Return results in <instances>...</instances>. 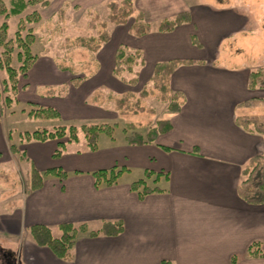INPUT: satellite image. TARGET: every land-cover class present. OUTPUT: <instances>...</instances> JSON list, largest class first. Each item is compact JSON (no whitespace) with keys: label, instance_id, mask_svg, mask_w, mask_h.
I'll list each match as a JSON object with an SVG mask.
<instances>
[{"label":"crops","instance_id":"crops-1","mask_svg":"<svg viewBox=\"0 0 264 264\" xmlns=\"http://www.w3.org/2000/svg\"><path fill=\"white\" fill-rule=\"evenodd\" d=\"M104 1L81 0V5L88 9ZM248 2L135 0L150 33L134 36V18L125 25L109 24L111 39L94 54L97 66L91 75L62 70L52 54L38 55L21 79L18 102L52 107L78 127L116 120L112 114L117 110L98 92L120 96L140 83L145 87L159 63H196L182 64L172 74L171 89L181 91L185 103L168 114L172 128L152 142L129 143V131L115 122L113 136L103 142L101 134L97 150L87 146L81 132L80 141L66 142L59 157L54 154L63 139L21 143L19 138L28 158H20L27 175L34 166L41 172L62 168L68 176L45 175L36 190L27 185L20 204L9 201L12 210L0 219L4 230L17 236L34 225L52 232L67 223L88 227L77 235L69 260L32 239H12L22 244L27 264H264V254L249 251L253 243L264 251V204L247 203L238 193L243 166L264 151L263 136L237 124L238 117L256 114L251 100L263 97L264 90L249 88L251 72L264 68V20L260 7ZM182 12H189L190 22L169 32L158 30L163 20ZM121 46L143 54L144 64L135 68L136 85L115 74ZM137 123L142 124L139 131H148H143V121ZM119 129L122 135L116 137ZM9 132L0 120V163L11 157ZM112 168L125 169L117 183L98 184L93 172ZM148 170L162 173L158 185L164 190L141 198L131 184ZM107 222H119L123 230L90 234Z\"/></svg>","mask_w":264,"mask_h":264},{"label":"trees","instance_id":"trees-1","mask_svg":"<svg viewBox=\"0 0 264 264\" xmlns=\"http://www.w3.org/2000/svg\"><path fill=\"white\" fill-rule=\"evenodd\" d=\"M51 0H9L8 5L5 0H0V15L4 17V21L0 23V69L5 71L6 76L3 79V91L7 93L5 99L9 105L18 102L17 95L19 93V84L21 78L26 76L31 69L38 54H35L33 45L36 41V33L33 27H29L30 23H38L42 19L41 10L49 6ZM109 9L108 21H102L98 12L92 8L87 9L86 15L88 19V27L92 33L88 35L66 36L64 43L61 45L65 49L62 56L53 55L57 65L62 70H69L72 73H84L91 75L96 70L97 60L93 57L98 53L102 46L109 42L111 34L109 32V23L115 25H125L131 18L134 23L131 26V33L140 38L151 31V25L146 21L145 15L135 6V0H110L107 4ZM30 8H34L32 12L22 17L18 23V29L13 36L9 33L10 18L24 14ZM65 10H59V16L64 19ZM191 21L189 12L179 13L176 17L163 20L158 30L161 32H169L177 26ZM192 40L195 44L200 45L196 36L193 35ZM75 48L86 50L92 54L88 59L83 61L74 60L72 53ZM15 57L20 62V66L14 65ZM194 60H173L169 62L159 63L156 68L152 81L141 91L139 95L134 92H127L120 96H106L98 92V97L104 98V103L113 104L117 112L121 115L139 114L143 112H152V108L146 107L143 102L151 90H154L156 97L162 102H168L167 111L169 114L177 113L181 110L185 103L184 95L181 91H173L170 81L174 71L182 64H194ZM143 54L137 50L129 52L125 46H121L117 52V60L115 74L121 77L126 83L136 85L138 76L136 72L137 65H143ZM126 73H132L134 76L129 78ZM75 84L79 83V79H75ZM250 89H264V68L253 70L249 79ZM255 99H252L253 102ZM250 102V101H249ZM247 102L246 104H250ZM32 110L29 111L30 116L42 118L60 117L59 112L52 107L38 106L29 103ZM237 124L250 133H258L264 138V119L260 120L256 115H246L237 118ZM148 131L143 133L139 131L142 124L136 122H128L126 124L127 141L131 144H143L145 142L154 141L159 134L168 132L171 128L169 118L159 119L155 123H148ZM115 125L110 123H88L78 127L76 125H60L55 129H38L35 131H24L20 133V142H31L33 140L46 141L49 139H63L67 137L68 141H61L59 148L55 152V156L62 155L66 142H79L80 133L83 132L87 146L91 150L98 149L99 138L101 134L106 133L113 136ZM11 151L19 154L20 158L28 159L25 150L19 144L12 143ZM125 169L112 168L110 170L101 169L93 172L97 183L105 182L108 185L117 183ZM52 175L64 180L68 173L62 168H50L41 172L32 166L28 178L27 185L31 190L39 189L43 186L44 176ZM155 176L153 184L149 183V179ZM162 173L146 171L145 177L134 181L131 188L136 191L141 198L155 192H162L164 189L158 185ZM168 176V175H167ZM238 193L240 197L247 203L260 205L264 204V151L251 158L242 168V179L239 185ZM30 232L35 242L40 246L49 247L55 255L64 260L72 257V251L75 246L77 235L80 232H87L86 224L75 227L72 223L61 225L62 234L59 237L54 236L52 230L45 225H34L30 227ZM123 230V224L119 222H107L101 229L91 231L92 236L98 234L117 235ZM250 253L259 255L264 254L259 249L258 243H253L249 248Z\"/></svg>","mask_w":264,"mask_h":264},{"label":"rangeland","instance_id":"rangeland-1","mask_svg":"<svg viewBox=\"0 0 264 264\" xmlns=\"http://www.w3.org/2000/svg\"><path fill=\"white\" fill-rule=\"evenodd\" d=\"M110 0H105L96 5H92L90 8L99 13L102 21H108V2ZM190 3L195 2H204L211 3L213 5H226V4H246L248 3L255 8L260 7L262 10L261 15H263L264 20V0H189ZM5 2L9 4V0H5ZM136 6V4H135ZM65 10L64 19H61L59 16V10ZM89 9V8H88ZM34 8H30L24 14L20 16H15L10 18V28L9 33L11 36L14 35L16 30L18 29V23L20 19L30 12H32ZM42 14V19L40 22L30 23L29 27H33L36 33V41L33 45V49L35 54H52L62 56L65 53V49L62 48V44L64 43V39L66 36H74V35H88L92 33V30L88 27V17L86 15L87 8L84 4L81 5V0H51L49 6L40 9ZM140 11V10H139ZM132 19H130L131 21ZM4 21V17L0 15V23ZM111 24V23H109ZM263 31H264V21L262 22ZM264 39V36H263ZM2 47H0L1 53ZM73 55L74 60L83 61L88 59L92 54H89L86 50H82L80 48H75L69 54ZM90 55V56H89ZM94 57V55H93ZM97 60V58H95ZM14 65L16 67L20 66V62L15 57ZM0 120L4 123L5 126H10L9 135L11 136V144L18 143L20 138V133L24 131H35L38 129H55L56 126L60 125H71L72 122L65 121L61 117L56 118H42L36 116H30L29 111L32 110V106L29 103H14L9 105L6 102L7 93L3 91V79L6 76L5 71L0 69ZM128 77L134 76V74L126 73ZM22 81L23 78H21ZM21 84V82H20ZM23 85V82H22ZM143 84H138L133 88L134 93L139 95L141 91L145 88ZM136 90V91H135ZM263 97L256 98L253 101V105L255 108L253 110L256 111V116L258 119H264V90L261 92ZM146 107L152 108V112H143L139 114H129V115H118V113H113V116H116V120L112 121L111 124L114 125V122L117 126H121V129L126 128V124L128 122H138L143 121L146 125L142 128L143 131L148 130L147 123H155L158 119L168 118L169 112L167 111L168 102H162L156 97L154 90H151L148 93L147 97L143 99ZM40 106V105H39ZM114 106V105H113ZM113 106L111 110L115 111ZM115 107V106H114ZM116 112V111H115ZM110 121V119L108 120ZM78 123H75L77 125ZM119 129L116 137L122 135V131ZM82 133H80L81 135ZM105 140H109V135L104 133L102 135ZM68 138H63L66 141ZM77 144H73L72 147H76ZM10 153V152H9ZM11 157H7L4 162L0 163V219L1 217L7 215V213L12 210V205L9 204V201L13 203L12 200L16 201L17 204L21 203V195L27 190V174L25 172L24 164L20 161V156L16 153L9 154ZM137 176H142V174L137 173ZM4 224L0 221V239H33L30 230L23 229V232L20 235H13L8 231L4 230ZM53 234L56 237L61 236V230L55 228L53 230ZM35 241V240H34Z\"/></svg>","mask_w":264,"mask_h":264},{"label":"flooded vegetation","instance_id":"flooded-vegetation-1","mask_svg":"<svg viewBox=\"0 0 264 264\" xmlns=\"http://www.w3.org/2000/svg\"><path fill=\"white\" fill-rule=\"evenodd\" d=\"M0 264H27L22 244L12 239H0Z\"/></svg>","mask_w":264,"mask_h":264}]
</instances>
